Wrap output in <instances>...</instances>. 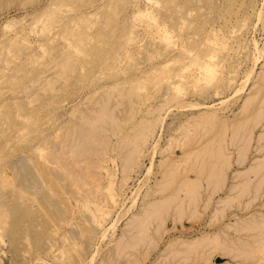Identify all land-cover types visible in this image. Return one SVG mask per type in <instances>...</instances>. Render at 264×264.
<instances>
[{"label":"rangeland","instance_id":"1","mask_svg":"<svg viewBox=\"0 0 264 264\" xmlns=\"http://www.w3.org/2000/svg\"><path fill=\"white\" fill-rule=\"evenodd\" d=\"M0 191V264H264V0H0Z\"/></svg>","mask_w":264,"mask_h":264},{"label":"bare ground","instance_id":"2","mask_svg":"<svg viewBox=\"0 0 264 264\" xmlns=\"http://www.w3.org/2000/svg\"><path fill=\"white\" fill-rule=\"evenodd\" d=\"M133 93H134V92H133ZM129 94H130V93H129ZM131 97H132V96H131ZM125 98H126V97H125ZM127 98H128V97H127ZM129 99H130V98H129ZM250 100H251V99H250ZM248 101H249V100H248ZM247 103H248V102H247ZM248 104H249V103H248ZM102 107H103V105H102ZM103 108H104V107H103ZM104 110H105V109H103V111H104ZM105 111H106V110H105ZM110 112L113 113L112 111H110ZM104 113H105V112H103V113H99V114L101 115V114H104ZM99 114L96 113V115L100 116ZM108 114L110 115V113H108ZM108 114H107V115H108ZM107 115H106V116H107ZM98 116H97V117H98ZM106 116H105V117H106ZM112 116H113V115H112ZM97 117H96V118H97ZM109 117H111V115H110ZM109 117H108V118H109ZM98 118H99V117H98ZM101 118H102V121H103L104 116H101V117H100V120H101ZM108 118H107V119H108ZM258 118H259V117H258ZM262 118H263V116H262ZM94 119H95V117H94ZM107 119H106V120H107ZM110 119H112V118H110ZM91 120H92V118L90 119V122H91ZM100 120H99V121H100ZM104 120H105V119H104ZM112 120H113V119H112ZM250 120H251V119H250ZM255 120H257V119H255ZM259 120H260V119H259ZM88 121H89V120H88ZM92 121H94V120H92ZM96 121H97V120H96ZM102 121H101V122H102ZM87 123H89V122H87ZM91 123H92V122H91ZM94 123H95V122H94ZM97 123H98V122H97ZM92 124H93V123H92ZM88 125H89V124H88ZM94 125H95V124H94ZM89 126H90V125H89ZM90 127H91V126H90ZM96 127H97V126H96ZM97 128H98V127H97ZM94 129H95V127H94ZM90 130H91V128H90ZM91 131H92V130H91ZM94 131H95V130H94ZM84 133H85V131H84ZM90 133H91V132H90ZM86 134H87V132H86ZM88 134H89V133H88ZM94 134H95V133H94ZM81 135H82V134H81ZM89 136H91V135H89ZM234 137H235V136H234ZM237 137H238V136H237ZM238 138H239V137H238ZM244 139H245V138H244ZM247 139H248V138H247ZM83 140H84V139H83ZM3 142H4V141H3ZM245 143H246V142H245ZM210 144H211V143H210ZM212 144H213V143H212ZM247 144H248V143H247ZM213 146H214V145H213ZM205 147H206V146H205ZM215 147H216V146H215ZM243 148H244V147H243ZM73 149H74V148H73ZM220 150H222V149H220ZM220 150H219V151H220ZM210 151H211V150H210ZM73 152H75V151H73ZM73 152H72V153H73ZM203 152H204V151H203ZM216 152H217V151H216ZM220 152H221V151H220ZM240 152H241V151H240ZM72 153H71V154H72ZM76 153H77V152H76ZM79 153H80V152H79ZM79 153H77V154L79 155ZM217 153H218V152H217ZM217 153H216V154H217ZM223 153H224V152H223ZM198 154H199V153H198ZM202 154H203V153H202ZM241 154H242V153H241ZM245 154H246V152H245ZM206 156H207V155H206ZM217 156H218V155H217ZM208 157H209V156H208ZM221 157H222V156H221ZM197 158H199V157H197ZM210 158H212V157H210ZM239 158H240V157H239ZM204 160H205V159H204ZM197 161H198V160H197ZM201 161H203V160H201ZM243 161H244V160H243ZM195 163H197V162H195ZM195 163H194V164H195ZM201 163H202V162H200V164H201ZM228 163H229V162H228ZM204 164H205V163H204ZM226 164H227V162H226ZM196 165H197V164H196ZM201 165H202V167H203V163H202ZM210 165H211V164H210ZM218 165H219V163H218ZM228 165H229V164H228ZM213 166H214V164H213ZM215 166H217V165H215ZM215 166H214V167H215ZM220 166H221V165H220ZM220 166H217V167H220ZM222 166H223V165H222ZM229 166H230V165H229ZM229 166H228V167H229ZM257 166H258V165H257ZM204 167H205V166H204ZM199 168H200V167H199ZM210 168L213 169L211 166H210ZM211 169H210V170H211ZM221 169H222V168H221ZM216 170L219 171L218 168H217ZM259 170H262V168L259 169ZM197 171H198V170H197ZM200 171H202V170L200 169ZM202 172H204V171H202ZM214 172H215V171H214ZM216 172H217V171H216ZM253 172H254V171H253ZM209 173H210V171H209ZM212 173H213V171H212ZM217 173H218V172H217ZM221 173H222V172H220L219 175H221ZM240 174H241V173H240ZM201 175H202V174H201ZM242 175H243V174H242ZM221 176H222V175H221ZM210 177H212V176H210ZM219 177H220V176H219ZM219 177H217V178H219ZM23 178L25 179L26 177H23ZM208 178H209V177H208ZM215 178H216V177H215ZM205 179H206V178H205ZM185 180H187V179H185ZM216 180H217V179H216ZM24 181H25V180H23V182H24ZM220 181H221V180H220ZM222 181H223V180H222ZM186 182H187V181H186ZM193 182H194V181H193ZM218 182H219V181H218ZM20 183H21V182H20ZM20 183L18 184V186L20 185ZM190 183H192V182H190ZM25 184H26V182H25ZM246 184H247V183H246ZM2 185H4V183H3ZM183 185H184V184H183ZM190 185H191V184H190ZM6 186H7V185H6ZM8 186H9V185H8ZM16 186H17V185H16ZM20 186H21V185H20ZM25 186H26V185H25ZM10 187H11V186H10ZM238 187H239V186H238ZM1 188H2V187H1ZM3 188H4V187H3ZM7 188H8V187H7ZM17 188H19V187H17ZM21 188H22V187H21ZM26 188H27V186H26ZM26 188H25V189H26ZM183 188H184V187H183ZM25 189H24V190H25ZM236 189H237V188H236ZM246 189H247V188H246ZM21 190H22V189H21ZM14 191H15V190H14ZM233 191H234V190H233ZM243 191H244V190H243ZM243 191H242V192H243ZM245 191H246V190H245ZM0 192H1V191H0ZM15 192H18V191H15ZM21 192H23V193L20 194V195L22 196L21 198H23V197L25 196V195H24V191H21ZM25 192H26V191H25ZM245 193H246V192H245ZM15 194H17V193H15ZM25 194H26V193H25ZM191 194H192V193H191ZM192 195H193V194H192ZM3 196H4V195H3ZM17 196H18V195H17ZM236 196H237V195H236ZM239 196H240V195H239ZM5 197H6V196H5ZM240 197H241V196H240ZM240 197H239V198H240ZM19 198H20V197H19ZM19 198H16V201H18ZM239 198H238V199H239ZM6 199H7V198H6ZM177 199H178V198H177ZM190 199H191V198H190ZM192 199H193V198H192ZM192 199H191V201H192ZM0 200H1V199H0ZM2 200L6 201V200L4 199V197H3ZM21 200H22V199H21ZM21 200H20V201H21ZM234 200H235V199H234ZM172 201H173V200H172ZM193 201H195V199H193ZM229 201H231V199H230ZM255 201H256V200H255ZM189 202H190V201H189ZM195 202H197V201H195ZM181 204H182V203H181ZM250 204H251V203H250ZM1 205H2V204L0 203V206H1ZM6 209H8V208H6ZM180 209H181V208H180ZM17 210H18V209H16V211H17ZM24 210H25V209H23V211H24ZM180 211H181V210H180ZM5 212H6V210H5ZM5 212H4V213H5ZM7 212H8V211H7ZM182 212H183V211H182ZM6 214H7V213H6ZM26 214H27V213H26ZM30 214H31V213H29V215H30ZM257 214H258V213H257ZM4 215H5V214H4ZM179 215H180V214H179ZM261 215H262V214H261ZM254 216H255V215H254ZM257 216H258V215H257ZM0 217H1V216H0ZM3 217H4V216H3ZM5 218H6V217H5ZM262 219H263V218H262ZM262 219H261V220H262ZM3 220H4V219H3ZM5 221H6V220H5ZM256 221H257V220H256ZM1 222H2V221H1ZM3 222H4V221H3ZM3 222H2V225H3ZM261 222H263V221H261ZM4 226H5V225H4ZM11 226H12V225H11ZM257 226H259V225H257ZM1 227H3V226H1ZM245 228H246V227H245ZM249 228H250V227H249ZM255 228H256V227H255ZM258 228H260V227H258ZM252 229H253V228H252ZM257 230H258V229H257ZM259 230H261V229H259ZM248 231H249V230H248ZM251 231H252V230H251ZM253 231H254V230H253ZM10 232H11V231H9V233H10ZM146 232H147V231H146ZM146 232H145V233H146ZM12 233H13V232H12ZM12 233H11V234H12ZM13 235H14V234H13ZM145 235H146V234H145ZM202 241H203V240H202ZM195 242H196V241H195ZM204 243H205V242H204ZM196 244H197V243H196ZM199 244H200V243H199ZM200 245H201V244H200ZM189 247H190V246H189ZM255 250H256V252H257V249H254L252 252H255ZM241 252H242V251H241ZM244 253H245V254H244ZM244 253H243V255L245 256L247 253H246V252H244ZM250 253H251V252H250ZM253 254H256V255H257V253H253ZM238 255H239V254H238ZM250 256H254V255L250 254L249 257H250ZM210 258H211V257H210ZM251 258H253V257H251ZM247 259H248V257H247ZM256 259H257V258H256ZM256 259H255V260H256ZM65 260H66V259H65Z\"/></svg>","mask_w":264,"mask_h":264}]
</instances>
